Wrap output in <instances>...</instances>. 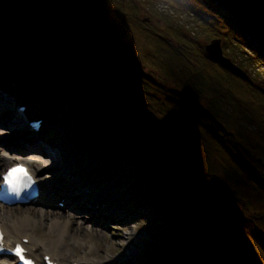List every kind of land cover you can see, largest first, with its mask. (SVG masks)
<instances>
[{"label": "trees", "instance_id": "obj_1", "mask_svg": "<svg viewBox=\"0 0 264 264\" xmlns=\"http://www.w3.org/2000/svg\"><path fill=\"white\" fill-rule=\"evenodd\" d=\"M94 1L0 0V40L10 24H16L23 31L17 35L12 46L18 54L15 59L3 62L0 79L16 80L31 96L40 87L42 90L46 81L42 75L45 71L41 70V75L37 74L36 77H24L21 61L27 63L35 53H42L46 48L55 53L49 43L44 46L40 36L47 32L63 47L72 45L75 49H66L83 67L93 71L87 77L96 86V91L93 92L90 87V92L84 98L70 99L59 108L52 106L53 103H45L43 111L51 110L64 123L69 122L71 126H68L75 136L89 145L101 159L102 168L115 167L125 177L132 178L130 183L134 184L124 211H146V231L153 237L160 236L164 242H168L165 244L172 245L168 247L172 255L166 257L167 261L175 264H264V211L253 210L248 216L240 212L237 208L238 200H242L240 193L229 186L220 190L217 183L221 181L215 172L216 168L225 172L227 179L238 183L241 181L255 189L258 197L264 198V181L254 167L250 143L251 134L259 143L264 138V90L258 88L246 73L255 61L264 66V57L230 17L206 0L168 1L177 17L188 16L208 38L217 37L223 45V53L229 50L225 55L230 53L235 58L242 54L239 66L234 71L212 61L199 46V50L196 49L186 39L187 35L179 31L181 29L175 31L169 25V29H173L169 37L180 45L177 50L151 27L147 30L142 28L143 31L138 25L135 27L129 22L135 10L133 2L101 0L103 6L98 11ZM56 12L66 15L65 20ZM26 16L36 17L38 25L29 27V20H24ZM98 17L106 23L112 37L104 36V39L114 41L116 45L121 42V46L129 51H133V42L139 40L152 46L155 54L150 67L155 70L148 74L152 76L153 71L161 72L165 82L176 89L181 87L184 92L181 95L169 92L170 96L161 92L151 94V85L143 82L148 77L141 73L133 53L129 63L111 49L94 46L66 28L72 20L100 36L96 25ZM18 18L24 24L21 21L17 23ZM4 45L0 47H6ZM141 48L144 49V45ZM246 50L252 59L245 55ZM21 51H25L26 55L25 52L21 55ZM193 51L202 57V61H197L199 65L191 59ZM106 53L128 74L126 77L120 75L117 84L108 83L97 76L98 67L109 69ZM83 67L76 65L79 74H85ZM127 91L139 93L141 101H137V106ZM193 93L200 95L203 101L207 100V95H211L212 101L208 100L205 107L193 106L182 96L187 94L194 100L196 96ZM50 98L55 101L54 105L62 100L57 91L52 92ZM220 101L222 105H219ZM224 104L235 110L227 114ZM124 105L131 107L127 106L132 117L120 112V106ZM235 114L239 121L245 119V123L238 121L232 133L226 125ZM164 126L172 128L187 142L193 155L203 165L200 169L191 171L186 168L189 160L185 161L178 152L170 153L164 147L153 132ZM260 154L264 158V152ZM88 176L101 179L95 174ZM191 186L208 197L213 206L211 211L190 191ZM247 207H250L249 204ZM225 221L238 233L239 241H232L231 236L222 229V222Z\"/></svg>", "mask_w": 264, "mask_h": 264}, {"label": "rangeland", "instance_id": "obj_2", "mask_svg": "<svg viewBox=\"0 0 264 264\" xmlns=\"http://www.w3.org/2000/svg\"><path fill=\"white\" fill-rule=\"evenodd\" d=\"M125 1V0H123ZM128 2H133L135 6V10L132 13L131 18L129 19V22L134 24L135 27H138L142 30V28H145L147 30L149 27L154 29L153 31H156L155 33L161 36L164 40L169 42L174 48L177 50L180 48V45L173 39H171L169 36V33H172L173 29L175 31L179 30L184 32L186 34V39H189L196 49L199 50L198 46L201 48V50L204 52L205 45H208L211 41L218 39L217 37H207L206 33H204L202 30H200L197 26L194 25L192 18H189L185 15H179L178 17L174 14V9L171 7V3L168 0H127ZM102 4V5H101ZM94 5L98 9V11H101L103 6V2L101 0H95ZM59 14L60 18L65 20L66 15L56 12ZM101 14L102 12H98ZM20 15V14H19ZM18 17V15H17ZM24 18V17H23ZM28 19L29 23L28 26H37V18H30L26 16L24 20ZM146 19L149 20V22H146ZM99 20V17H98ZM21 21L23 24V20H17ZM62 21V20H61ZM99 27L98 33L101 36L100 38L104 39V36H109L111 39L112 37L109 35V32L107 30L106 23L100 19L97 21L96 24ZM169 25L172 26V31L169 29L171 28ZM28 27V28H29ZM27 28V27H26ZM25 28V29H26ZM24 29V31H25ZM144 30V31H145ZM143 31V30H142ZM23 32L18 28L16 24H10L8 26L7 32L2 36L0 40V45L4 43V39H9L11 41L12 39L15 40L17 38V35ZM173 34V33H172ZM180 36V35H178ZM42 42L45 46L46 43H49V46L53 48L55 53L51 50L44 49L42 44L39 46L44 49L42 53H35L32 58L28 60L25 67V62H21L23 65V75L28 77H36L38 74L41 75V70L45 71L44 74V80L46 84L42 86L40 89L36 90L39 92H35L33 95L28 96L26 94L27 90L21 88L22 84L17 83L16 80H3L0 79V84H3V92H10L14 94L16 97L15 99L18 100L19 94H22V100L23 97H27V100L21 101L19 98L18 102L19 105L22 104L27 107V109L30 111V108L32 107V102L29 100H33L35 102L33 111L30 113V119L28 117H23L22 122L25 123V126L30 129L29 123L33 121L42 120L43 125L41 127L42 130H40V133H42V137L46 138H52L53 136H56L57 138V145L59 148L63 151H68L67 156L69 154V159L74 161L76 163V168H82L77 171V175L81 176V178L87 180L89 186L93 188L94 190H97V187H104L106 182L112 181L114 178L117 179L115 182V187L112 190V196L115 198V209L117 208V214L114 215L115 221L107 220L105 222L97 224H90L88 221V214L81 213L79 215L74 214L71 210H65L62 212V210L58 211L56 208L58 207L59 203H62L60 201H56L52 207H45L41 205H27V206H15V207H5L0 205V225L3 226V224H10V219H13L15 217L24 218V216L21 215L22 211H28V210H37L40 212H51V216H45V217H39L41 215H37L35 218H29L30 221H25V224L27 225L26 229L29 235L34 237H38L40 234L45 235L46 230H49L50 225L53 222L61 221L63 224H66V218H72L76 217L75 219L79 220L78 223H82V227L90 228L91 226L95 227L98 231L97 236L96 235H90L87 236L84 231H80L78 228L79 226L73 224V225H66L67 230L63 234V240L67 242L69 246H65L64 248L61 247L59 250L61 257L69 259V264H77L79 262L73 261V256L75 254H79V252H83L86 250H89L94 255H100L101 262L99 264H174L173 261L169 262L167 261L166 257H170V254L172 255V251L168 250V247L170 244H165L168 242H164L163 239L157 236H151L149 232L146 231V225H147V217H146V211L142 210H136L133 213H126L122 208V206L127 202L128 197H120L121 193L124 191L128 192L129 185L132 186L134 183H130L132 178L125 177L121 170L118 168H102L100 165H102L101 159L97 156L96 153L93 152L92 148L87 145L85 142L80 140L77 136H75L74 132L71 130V128L68 126V124L71 126L69 122L62 121L54 112L51 110L48 112L47 110L43 111L45 108L43 104L47 105L48 102L53 103L52 106H57V108L64 105V102H67L70 99L73 98H84L86 96V93L90 92V87H92L93 92H95L96 86L92 84V81L87 77V75H91L93 72L92 70L83 67L80 61H78L71 53L68 52V49H75L72 45L68 44V46L65 48L60 43L55 41L51 34L43 33L42 36ZM108 38V37H107ZM191 38V39H190ZM219 40V39H218ZM106 42H111L110 40H106ZM10 42H8L9 44ZM12 43V42H11ZM67 44L66 42H62ZM115 44V46L122 51L125 56L132 57V53L135 56L136 61L139 63V69H141V73L143 75H146L148 77V80H143L144 83L150 84V92L151 94L155 95L156 92H161L163 94H167L166 96H170L169 92H173L176 94L183 93V89L181 87H178L177 89L169 82H165L164 74L158 71H153L152 76L151 74H148L150 71L155 70L154 68L150 67V63L152 62V58L155 54L154 48L150 45H145L144 41L139 40V42L134 43L133 42V51H129V49L122 47L123 45L121 42L116 43L111 42ZM144 45V49L141 48V46ZM5 46V45H3ZM13 44L11 45V48L6 46L5 48L8 50H13L14 55H12V58H9L10 60H13L16 58V55L18 54L17 50L14 49ZM156 46V45H155ZM158 47V46H156ZM221 47H223L221 43ZM159 49V48H158ZM51 50V51H50ZM160 50V49H159ZM223 51V48H222ZM229 51V50H228ZM227 51V52H228ZM25 52V51H24ZM21 51V55L24 53ZM224 52V53H227ZM240 52V51H239ZM136 53V54H134ZM223 55L230 60V62L234 65L236 68L239 66L240 56L242 54H238L233 58L230 53ZM247 54H245L249 59H252L251 56L246 50ZM26 55V52L24 53ZM107 54V53H106ZM23 55V57L25 56ZM4 56V55H3ZM245 56V57H246ZM141 57V58H140ZM204 57V56H203ZM133 58V57H132ZM147 64H145V61ZM245 58V59H248ZM8 59L4 58L2 59V62H0V70L3 69V60ZM148 59V60H147ZM191 59L196 63L197 61H202V57H199L198 52L195 53L192 52ZM107 65H109V69L115 72V75L117 77L121 76H127V72L124 71L123 68L120 67V65L117 63V61L109 54L106 55ZM148 61V62H147ZM238 61V62H237ZM249 61L247 60L246 63ZM254 62V61H253ZM129 63H131V60H129ZM149 63V64H148ZM255 64H251L247 68V74L248 76L254 80V84L259 88H262L264 90V66L261 64V62H254ZM76 65L82 66L85 70V74H79L76 70ZM131 65V64H130ZM149 65V66H148ZM254 65V66H253ZM222 66V65H220ZM223 67V66H222ZM225 68V67H224ZM226 69V68H225ZM223 74V73H222ZM220 75V74H219ZM226 75V74H223ZM223 75H220L222 78ZM126 80V79H124ZM122 82L123 79H122ZM180 83V81H179ZM122 85V84H121ZM256 86H253L255 88ZM43 88H45L44 92L51 91L53 93L60 92L61 95V101L56 102L54 105L53 100H51L50 97L43 94ZM149 88V87H148ZM0 87V91H1ZM256 89V88H255ZM183 91V92H182ZM62 92V94H61ZM133 94H136L139 96L138 92L132 91ZM252 93V92H251ZM192 95H195V99H191L189 95L183 94L182 96L186 98V100L189 102V104L193 106H201L205 107L206 103L209 101H212V96L207 95L208 98H206V101H203V98L200 97V95H196L193 93ZM140 97V96H139ZM141 98V97H140ZM135 102V106L138 103L135 99H133ZM219 105H222L223 102L220 101ZM48 104V105H49ZM19 105H14L13 109L18 110ZM31 106V107H30ZM128 106V105H127ZM126 105L120 106V112L122 114H126L129 117L131 116V112L128 110L130 106L127 108ZM112 107H116V105H113ZM131 108V107H130ZM223 108L226 109V113H231L235 110V108L229 106L223 105ZM28 111V112H29ZM4 112V111H3ZM1 113V112H0ZM33 113V115H32ZM5 115V114H4ZM7 116V115H6ZM5 116V117H6ZM4 117V119H5ZM29 119V120H28ZM238 115L233 116V120H231L226 126L227 130L234 133L236 130L235 127L238 125ZM240 123H245V119H240ZM3 125V124H2ZM6 126V125H4ZM53 126V129L52 127ZM3 126L0 125V131H4L2 129ZM14 128V127H13ZM58 128L62 129L61 132L58 131ZM264 128V127H263ZM250 129H253L252 126H250ZM0 132V138L3 136V134ZM154 134L159 138V140L162 142L164 147L170 151V153L178 152L182 157H184L185 161L189 160V162L186 165V168L190 169L191 171H196L197 168L200 169L201 165L200 160L193 155L192 149L189 147L187 142L178 135L172 128L169 126H164L162 128H157L153 131ZM26 144H29V142H34L32 139H34L31 135L26 136ZM24 138V139H25ZM263 141L261 143L257 142V140L254 138V135H250V143L252 147V158L254 167L257 169L261 177L264 181V165L260 161L264 162V158L261 157L260 152H264V138H262ZM63 141V142H62ZM65 144V145H64ZM81 149L84 152L80 153L82 157H85L83 163L79 161V157L74 154L75 150ZM31 151H26V153L22 154L21 157H28L30 155H34L37 157H42L40 155H36L35 151H32V149H28ZM5 148L0 147V155L8 154L6 152ZM173 151V152H172ZM16 155L19 153H15ZM74 154V155H73ZM73 155V156H71ZM71 156V157H70ZM30 159V158H27ZM86 160V161H85ZM76 161V162H75ZM257 161V162H256ZM84 162L87 164L94 165L95 168H97L98 172H92L97 176H100L102 179L97 182L90 181L88 178L83 176L82 170L85 168ZM217 162V161H216ZM16 163H23L26 164L31 171H33L37 177H41L42 175H52L53 172L52 168L49 166H35L33 164H28L27 162H23L21 160H14L11 163H8L5 165L2 169H0V174L7 168L8 166H11ZM82 163L83 165H81ZM257 163V165H256ZM261 165H259V164ZM215 164V163H214ZM217 165L219 163L217 162ZM215 165V168L217 167ZM81 166V167H80ZM103 166V165H102ZM219 168V167H218ZM85 170V169H84ZM203 171V169L201 168ZM217 172V176L220 178L219 181L221 183H217L218 187H221L220 190H225L228 186L231 189H236L240 193V199L238 200L239 203L237 204V208L240 210V212L244 213L245 215H249L253 210L256 211H264V198L258 197V192L253 189L250 186L244 185L241 181L240 183L236 182L235 180L232 181L231 179H227V176L225 175V172L217 171V168L215 170ZM52 179V178H51ZM49 180V178L42 177V180L45 182L50 181L52 185L58 184V181ZM56 179V178H55ZM105 182V183H104ZM97 183V184H96ZM190 191L194 192L197 196V199L199 202H201L205 208L210 209L213 207L212 202L208 199V197L200 190H194V188L191 186ZM199 191V192H197ZM211 203V204H210ZM247 204H249L250 207H247ZM5 211V213L3 212ZM253 213V212H252ZM99 217V216H98ZM28 220V219H27ZM46 220V222H45ZM222 229L227 232L228 235L231 236L232 241H239L238 233L234 230L230 224H228L226 221L222 222ZM28 236V235H27ZM78 238V239H77ZM162 240V241H161ZM45 242L49 246H51L53 243L61 244V241L56 240V238H48ZM57 252V251H56ZM108 254L110 257H107ZM38 261H42L43 259V253L39 255ZM65 263V262H63Z\"/></svg>", "mask_w": 264, "mask_h": 264}, {"label": "bare ground", "instance_id": "obj_3", "mask_svg": "<svg viewBox=\"0 0 264 264\" xmlns=\"http://www.w3.org/2000/svg\"><path fill=\"white\" fill-rule=\"evenodd\" d=\"M206 1L212 4L213 6H215L216 8H218L211 1L209 0ZM218 9L221 10L220 8ZM222 12L228 17H230L224 11ZM4 42L6 43V46L11 48V45L14 43V40L9 41V39L8 40L4 39ZM8 42L10 43L8 44ZM1 49L3 50L0 51V62H2V59L4 58L9 59L12 57V55H14L13 53L14 51L11 49L8 50L5 47H0V50ZM5 60H3V62ZM25 67H27L26 62H25ZM97 76L100 79L106 80L108 83H113V84H117L120 80V77H117V75H115L113 79L103 78L99 74H97ZM1 85L3 86V84H0V87L2 88L0 91V112H1L0 125L3 126L2 129H4V131L2 132L0 131L3 134V136L0 138V147L5 148L8 154L3 153V155H0V169H2L5 165L11 163L14 160H21L23 162L25 161L28 164H33L35 166L47 165L50 168H52L53 170V172L51 173L52 175L45 174L42 175L41 177H37V175L32 171L37 187L39 188V194H40L39 198L33 203L34 205L52 207V205H54L56 201H60L63 203V207L62 208L57 207L56 209L58 211L62 210V212H64L65 210H71L76 215H79L81 213L83 214L86 212L89 217L88 221L92 225L94 224L99 225L100 223L105 222L107 220L115 221L114 215L117 214V208L115 209L116 203L114 202L115 198L112 196V190L116 186L115 182L117 181V179L114 178L112 181L106 182V184H104L105 185L104 187L96 186L97 190L91 188L87 180L77 175L78 173L76 170H80L82 168H76L77 167L76 163H74V161L69 159V154L67 156L68 151H65L66 149L62 151L59 148V146L57 145L58 141L56 136H53L50 139L46 137H42L41 136L42 133H40V130L37 132L33 129H29L25 126V123L22 122L23 117L24 118L30 117V113L33 111L35 102L33 100H29L33 103L32 107L30 106L31 107L30 111L27 109V107L23 112L14 110L13 109L14 105L16 104L19 105L20 103L18 102L19 98L21 99V101L27 99L22 100V94H19V98L18 100H16L14 94L10 92L7 93L3 92V90L5 91V89ZM50 92L51 91H47V90L45 91V93L48 94ZM127 93L129 95V91H127ZM22 106L23 105L20 104L19 108ZM33 113L35 114L34 111ZM51 127L53 129V126ZM58 131L61 132L62 129L58 128ZM30 135L34 138L32 139L34 142L33 143L29 142V144H26L25 137ZM28 149H32V151L36 152V155H40L42 157H37L34 155H30L28 157H21L22 154L26 153V151L27 152L31 151ZM83 152L84 151L81 149L75 150L74 152V154L80 158L78 159L79 161L85 159V157L81 156L82 154L80 155V153ZM15 153H19V155L18 154L16 155ZM81 162L83 163V161ZM82 163L80 164L83 165ZM84 166L85 168H83L82 170L83 176L88 178L90 181L98 183L100 179H95L92 178L91 176L90 177L88 176L94 174L92 172H98L97 168H95L94 165L90 166L86 162H84ZM42 177L49 178V180L52 178L53 181L54 180L58 181V184L52 185L50 181L45 182L44 180H42ZM3 212L5 213V211ZM41 214L43 215L39 217L51 216V212H46V211L44 212H40L37 210L22 211L21 215L24 216V218L15 217L13 219H10L11 221L9 222L10 224L5 223L3 224V226L0 225V230L4 234L5 247L11 249L13 245L21 243V240L23 238H27L28 242L24 247L27 249L28 254L32 256L34 259H36L37 264H45L43 261L40 262L38 261L37 257H39L41 253H43V256H50L51 259L50 261L53 264H69L70 262L69 259H67L66 257L65 258L61 257L59 252L61 247L64 248L65 246H69L65 240H63L62 243L63 234L67 230L66 225L75 224L79 226L78 229L80 231H84L87 236L89 237L90 235L97 236L98 231L96 230L95 227L93 226H91L90 228L82 227L83 222L77 224L79 220L75 219L76 217H72V218L68 217L66 218V224L65 223L63 224L61 221L53 222L50 225L49 230H46L45 235L40 234L35 239L34 237L28 234L26 229L27 225L25 224V221H30L29 218L32 219L37 217V215H41ZM48 238L50 239L56 238V240L61 241V244H59L58 242V243H53L51 246H49L47 242H45ZM170 246L172 247L171 244ZM106 255L107 257H110L108 254ZM101 260L102 259L100 255H94L89 250L79 252V254L77 253L73 256V261L79 262L77 264H99ZM15 263L13 262L7 263L5 262L4 258H0V264H15Z\"/></svg>", "mask_w": 264, "mask_h": 264}, {"label": "water", "instance_id": "obj_4", "mask_svg": "<svg viewBox=\"0 0 264 264\" xmlns=\"http://www.w3.org/2000/svg\"><path fill=\"white\" fill-rule=\"evenodd\" d=\"M209 1L227 13L233 21H235L236 24L246 32L247 38L253 47L264 57V0ZM146 22L148 23L149 20L146 19ZM66 28L71 29L75 33H78L82 37L86 38L94 46L111 49L116 55L129 62L130 58L125 56V54H123L115 46V44L106 42L105 39L100 38V36L87 27H82L70 20L69 24L66 25ZM204 51L212 61L222 65L229 71L235 70L234 65L223 55L220 40L216 39L211 41L204 47ZM97 74L108 79H113L115 77V73L112 70L101 67L97 68ZM129 96L138 102L141 101V98L132 92H129ZM260 162L264 165L263 161Z\"/></svg>", "mask_w": 264, "mask_h": 264}, {"label": "snow or ice", "instance_id": "obj_5", "mask_svg": "<svg viewBox=\"0 0 264 264\" xmlns=\"http://www.w3.org/2000/svg\"><path fill=\"white\" fill-rule=\"evenodd\" d=\"M4 179L5 182L9 185V187L13 190H16L20 186L32 181L31 176L28 174L27 170L22 165H18L10 169ZM15 254L20 256L21 260L23 261V264H30L29 261L24 260L22 250L19 247H17Z\"/></svg>", "mask_w": 264, "mask_h": 264}]
</instances>
